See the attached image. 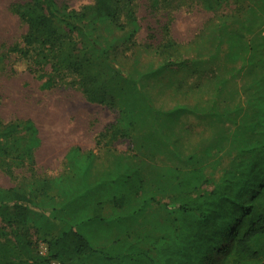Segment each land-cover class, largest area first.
Here are the masks:
<instances>
[{"label": "rangeland", "instance_id": "obj_1", "mask_svg": "<svg viewBox=\"0 0 264 264\" xmlns=\"http://www.w3.org/2000/svg\"><path fill=\"white\" fill-rule=\"evenodd\" d=\"M28 1L0 0V122L32 120L39 143L32 145L26 132L0 138L8 146L3 151L0 144V187L73 177L72 150L91 182L107 176L121 181L139 171L143 190L134 204L118 212L106 202L107 220L76 229L97 246L129 237L158 256L164 239L178 232L180 202L203 197L235 152L264 141V0H179L172 13L136 0L144 45L94 65L114 106L90 100L78 76L54 69L51 60L25 67L14 47L28 29L18 12ZM59 2L81 8L94 0ZM126 34L111 27L104 39L118 44ZM168 37L177 47L159 49ZM238 137L243 141L236 145ZM113 193L109 186L96 198ZM41 201L44 207H35L28 223L37 250L47 254V241L64 225L53 210L63 197L53 188ZM137 207L144 212L134 221L129 215Z\"/></svg>", "mask_w": 264, "mask_h": 264}, {"label": "trees", "instance_id": "obj_2", "mask_svg": "<svg viewBox=\"0 0 264 264\" xmlns=\"http://www.w3.org/2000/svg\"><path fill=\"white\" fill-rule=\"evenodd\" d=\"M150 1L156 12L172 13L180 4L179 0ZM18 12L28 29L14 52L26 68L51 60L54 69L64 68L78 76L90 100L116 104L103 72L95 71L94 65L98 60L110 63L112 55L144 45L138 41L141 24L136 0H94L81 8L62 5L59 0H29ZM57 23L64 24V29ZM111 27L127 30L125 41L116 44L104 39L105 30ZM177 45L168 37L157 47L175 49ZM53 80L49 77L46 84ZM2 126L1 139L26 132L32 145L39 143L38 129L30 119L24 125L14 121ZM236 140V145L242 144L243 138ZM2 144V150H8ZM77 156L76 151L70 152L75 171L71 178H43L29 188L0 187V264H50L54 260L59 264H264V141L235 152L221 181L203 197L180 202L178 232L164 239L158 256L129 237L97 246L76 229L77 225L107 220L106 202L119 212L134 204L143 190L139 171L121 181L107 176L91 182L88 168ZM109 186L115 193L109 199H97V191ZM53 188L63 197L60 207L53 210L58 211L64 225L47 241V254H43L36 248L28 222L35 207H44L41 200ZM143 212L137 207L129 218L136 221Z\"/></svg>", "mask_w": 264, "mask_h": 264}]
</instances>
